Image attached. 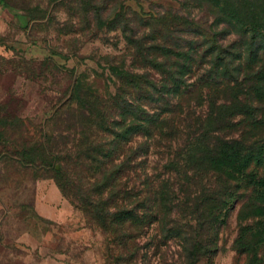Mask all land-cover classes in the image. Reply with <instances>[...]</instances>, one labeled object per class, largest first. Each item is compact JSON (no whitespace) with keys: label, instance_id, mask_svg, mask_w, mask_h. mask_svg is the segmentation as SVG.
<instances>
[{"label":"rangeland","instance_id":"obj_1","mask_svg":"<svg viewBox=\"0 0 264 264\" xmlns=\"http://www.w3.org/2000/svg\"><path fill=\"white\" fill-rule=\"evenodd\" d=\"M170 14L204 28L214 20L200 0H0V264H189L199 247L194 264H264V184L255 183L264 181V50L253 62L227 53L238 83L210 72L205 45L190 71L174 56L156 66L165 59L156 46L185 53L203 39L157 21ZM187 89L201 101L187 102ZM212 96L245 105L208 129L242 144L245 176L209 171L181 192V173L177 195L158 198L186 126L206 118ZM147 116L170 122L172 136L139 133ZM112 190L120 204L123 191L133 204L148 197L158 212L112 232L76 206ZM208 194L216 200L203 202Z\"/></svg>","mask_w":264,"mask_h":264},{"label":"trees","instance_id":"obj_2","mask_svg":"<svg viewBox=\"0 0 264 264\" xmlns=\"http://www.w3.org/2000/svg\"><path fill=\"white\" fill-rule=\"evenodd\" d=\"M200 1L212 12L214 17L212 24L207 28H204L202 24H199L197 21L172 14L168 16L164 15L157 19L158 22H162L165 19L171 18L173 23L179 25L185 32L198 34L203 39L200 42H195V46L191 45V51L185 53H174L169 47L161 45L156 46L157 52L161 51V53L156 54L163 56L165 59L155 64L156 66H163L166 59H169L171 56L180 57L184 61L182 63V68L184 67L186 71H190L193 63L197 61L196 49L201 45H205L201 52L200 59L211 56L213 70L211 69L210 72H215V76L218 75L219 72H222L224 76L229 78L232 77L233 81L238 83V77H234L228 70L231 59H229L227 53H248L249 62H253L258 56V53L264 50V0ZM232 34L235 35L237 39H233L229 44H225L223 40ZM233 49L235 50L233 51ZM261 71H259L258 74ZM167 73L170 74L171 72ZM228 81L230 82L231 80L228 79ZM222 82L224 83V81ZM204 84L206 87H211L212 85L208 80H206ZM225 84L229 85V83ZM186 93L194 95V97H189L187 102H189L190 99L198 102L201 101L200 99L202 96L200 91L187 89ZM212 98L213 96L210 98L208 104L209 110L206 114V118H195L193 119L195 122L193 125L189 124L186 126L188 131L185 133L182 146L176 152V159L166 165V178L158 182L156 188L152 191L154 195H158V198L170 201L177 195L174 182L175 180L177 181V177L181 173H183V176L186 178L183 183L184 189H182L181 192H186L185 190L189 186V183L193 181V178H198L202 173H207L209 171H219L222 168H227L233 173L245 176L242 144L235 140L228 141L218 138L217 136L212 137L210 136L211 130H208L213 125L220 128L225 121L224 115L226 113L232 114L236 110L245 107V105L240 106L232 103L230 106L224 104L216 106ZM213 109H216L215 115L212 113ZM144 113V110L140 109L138 115L142 117ZM165 126L171 128L170 122H167L166 119L160 120L157 117L155 118V116H147V118L142 119V122L137 125V128L139 133L147 137L152 136L155 130H157V136L165 138L171 137L172 132L165 130ZM143 146L146 148V142L141 145V147ZM112 154L113 152L110 151L106 152L103 156L109 161ZM189 170L192 172L191 176L187 175V171ZM60 171V169L56 170L57 173H60ZM57 183L61 191L66 194L65 186L61 182V178L57 179ZM255 183L258 185L264 184V181H255ZM154 187L152 186V188ZM147 191L149 193L151 189ZM120 192L119 190H112L105 199L99 198L98 200L90 196H83L76 201V206L83 210L86 216L92 219L101 228L112 232L120 231L125 225L129 228L135 227L137 230V227L146 224V219L150 221V219L153 218L152 216L158 212V209L153 210L147 205L146 202L148 201V197L134 204L129 203L130 192L127 191H123V198L120 204L117 200L118 193ZM207 200H212L211 202H214L216 199H214L211 194H208L204 197L203 202ZM205 210L211 211L210 206ZM210 211L208 212L209 214H211ZM133 235L134 232L129 231L127 234H122L121 237L119 236V239H125L126 237L131 238ZM201 251L202 249L199 247L189 252V255H187V257L191 259L189 264H194L197 258V252ZM207 252L208 251H204V253Z\"/></svg>","mask_w":264,"mask_h":264}]
</instances>
